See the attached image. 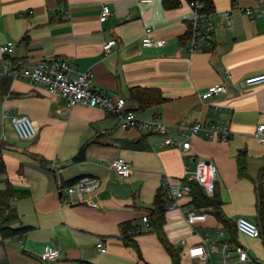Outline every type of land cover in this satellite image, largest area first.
I'll return each mask as SVG.
<instances>
[{
	"label": "crops",
	"instance_id": "0c3cea01",
	"mask_svg": "<svg viewBox=\"0 0 264 264\" xmlns=\"http://www.w3.org/2000/svg\"><path fill=\"white\" fill-rule=\"evenodd\" d=\"M211 2L212 36L198 39L190 53L187 30L193 11L187 0L172 8H165L162 0H0V46L13 43L11 51L0 53V135L1 131L5 135L0 139V155L6 169L0 176V191L10 186L26 193L12 196L8 204L15 216L10 226L27 227L16 234L0 232V264H172L154 232L141 233L142 228L152 230L141 217L150 215L162 179L179 180L184 166H193L197 158L216 166L225 215L233 222L250 218L260 236L236 232L237 242H230L226 229L210 213L204 224L191 227L185 213L193 206L186 196L179 208L165 212L163 225L169 241L180 248V264H209L188 257L187 247L180 245L182 239L191 244L209 236V229L215 230L209 236L212 241L222 230L220 241L242 246L254 262L264 263V217L256 213L254 192L258 181L264 190V142L255 137L257 126L264 124V83L244 84L246 77L264 73V16L245 13L246 8L264 6V0ZM104 5L111 14L100 21ZM224 12L231 17L230 25L223 20ZM146 28L165 44L142 46ZM110 39L116 43L105 55L102 44ZM53 58L72 62L76 72L91 71L97 86L123 97L137 118L158 119L171 137L179 138L177 128L196 121L219 123L228 135L225 139L192 135L186 151L164 146L155 130H122L116 115L85 105L67 108L64 98L50 94L43 85L9 74ZM223 83L227 91L202 107L200 94ZM132 86L157 88L166 101L139 109L129 98ZM17 116H27L36 125L32 139L17 137L11 123ZM84 144L85 157L72 162ZM241 152L243 176L236 163ZM118 156L131 163L126 178L110 167ZM52 163L61 168L64 183L90 175L99 179V187L83 194L82 201L73 196V204L62 205ZM125 222L139 231L133 239L140 255L121 238ZM98 240L104 241L105 252L96 249ZM46 248H56L59 254L46 260L42 257Z\"/></svg>",
	"mask_w": 264,
	"mask_h": 264
},
{
	"label": "built area",
	"instance_id": "2783aa9c",
	"mask_svg": "<svg viewBox=\"0 0 264 264\" xmlns=\"http://www.w3.org/2000/svg\"><path fill=\"white\" fill-rule=\"evenodd\" d=\"M138 2H148L150 0H137ZM193 13L189 19L191 28V37L189 51L192 53L196 50L198 39L209 40L212 36L214 28L212 16L210 13L203 12V3L199 0H191L188 2ZM245 13L250 16H264V6L246 8ZM111 14L109 6L104 5L99 20L104 21ZM223 20L227 25L231 24L229 13H223ZM116 41L114 39L107 40L102 44L104 54L110 53ZM165 40L151 36V30L146 28L141 37V45L144 47H162ZM12 42H7L0 46V53L11 51ZM6 71V67L4 68ZM8 73V72H6ZM9 74L12 77H24L35 85H43L45 89L54 95L61 96L66 100V107L71 108L76 105H85L89 107H97L104 112L118 116L119 128L122 130H155L161 135V144L164 146H172L186 151L190 148L189 139L192 135L202 134L206 137H216L225 139L228 135L226 127L219 123L199 122L196 121L191 126H181L177 128L179 138L168 135V129L158 119L142 120L137 118L135 112L126 106V100L123 97L110 94L108 91L97 86L93 81L91 71L76 72L72 62L61 58L43 59L35 62L33 65H27L21 70H13ZM227 79L231 78L229 72L225 73ZM264 83V73L252 75L244 79L246 86H253ZM227 91L226 85H212L206 91L200 94L201 106L206 105L214 95L222 94ZM213 109H219V106L210 104ZM13 129L20 140L32 139L37 133V127L34 122L27 116H17L11 119ZM264 124H259L256 128L255 137L258 142H264ZM0 139H5L3 131H1ZM111 169L121 178H126L131 173V163L124 157L118 156L110 162ZM51 168L54 173L56 192L59 195L62 205H71L74 203L72 199L76 196L78 201H82V195L94 193L99 187L100 181L97 177L83 175L74 182L64 183L60 178L61 168L52 163ZM216 166L211 160L202 158L194 159V164H186L183 168L181 178L172 182L168 177H164L161 181V187L164 189L163 202L165 210L170 211L179 208V201L189 196V182H195L205 191L206 194H212L216 182ZM92 206H97L94 202H89ZM207 213L195 208H189L185 213V221L191 227L204 224ZM146 227L149 226L147 215L141 217ZM236 230L239 234L249 237L258 238L260 236L259 227L251 220L238 217L235 220ZM137 232L132 230L129 233ZM196 234V233H195ZM224 237L223 231L219 230L215 241H212L207 234L200 237L197 242L187 244L185 239L180 240V245L187 247V256L205 261L209 264H264L254 262L244 247L236 245L231 246L227 241H220ZM96 249L105 252V244L103 240H98ZM59 254L56 248H46L42 257L46 260H53ZM234 254V256H233ZM213 255L216 256L214 260ZM232 256V257H231ZM236 258L233 259V258Z\"/></svg>",
	"mask_w": 264,
	"mask_h": 264
},
{
	"label": "trees",
	"instance_id": "16d2710c",
	"mask_svg": "<svg viewBox=\"0 0 264 264\" xmlns=\"http://www.w3.org/2000/svg\"><path fill=\"white\" fill-rule=\"evenodd\" d=\"M191 0H187L190 2ZM203 3V12L210 13L212 10V2L211 0H199ZM179 0H162V5L165 8H172L178 5ZM187 36H191V28L189 24V28L187 30ZM7 74V73H6ZM129 98L131 101L138 105L139 109H145L157 104L163 103L166 101V98L162 95L159 89L157 88H147L141 86H132L129 89ZM238 174L240 176L245 175V161H244V152L238 154L236 158ZM5 164L2 156L0 155V176L5 173ZM264 172V167L261 170V173ZM79 178V177H77ZM77 178L67 181L66 183L74 182ZM190 185V204L193 208L197 210L204 211L205 213L212 214L216 220L226 229L229 234L228 241L237 242V230L235 222L229 219L222 209V199L220 198L219 192L217 190V182H215V188L212 194H206L195 182H189ZM254 192L256 196L255 209L258 217L262 219L264 217V190L262 187V182L258 181V183L254 186ZM25 192L16 191L7 186L3 191H0V232L3 234H16L21 231H25L27 227L22 228H12L10 224L14 221L13 219V211L10 209L8 204L9 199L12 196H24ZM164 189L162 187L158 188L153 200V208H151L150 215L148 214V219L150 218L149 226L151 225L152 231L158 238L164 250L169 255L172 264H180V248L175 247L168 239L163 225L165 221V203L163 202ZM132 230H136L132 227L129 222L122 223L120 227V234L123 242L129 246H132L138 255H140L138 246L136 245L133 237L137 232H131ZM80 264H92L89 262H83Z\"/></svg>",
	"mask_w": 264,
	"mask_h": 264
},
{
	"label": "water",
	"instance_id": "95a60500",
	"mask_svg": "<svg viewBox=\"0 0 264 264\" xmlns=\"http://www.w3.org/2000/svg\"><path fill=\"white\" fill-rule=\"evenodd\" d=\"M86 144L82 145L79 151L71 158L72 162H78L85 157Z\"/></svg>",
	"mask_w": 264,
	"mask_h": 264
},
{
	"label": "rangeland",
	"instance_id": "374dc122",
	"mask_svg": "<svg viewBox=\"0 0 264 264\" xmlns=\"http://www.w3.org/2000/svg\"><path fill=\"white\" fill-rule=\"evenodd\" d=\"M140 119H142V118H140ZM142 120H146V119H142ZM147 207H149L148 205L146 206V208ZM247 219H250V218H247ZM141 230V229H140ZM152 231L151 230V228L149 229H147V228H142V230H141V233H149L150 231ZM215 232V230H212V229H209L208 230V233H209V236H211V237H213V233ZM233 256H234V254H233ZM213 257H214V260L216 259V256L215 255H213ZM232 257V256H231ZM234 259V258H233Z\"/></svg>",
	"mask_w": 264,
	"mask_h": 264
}]
</instances>
